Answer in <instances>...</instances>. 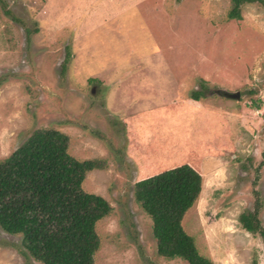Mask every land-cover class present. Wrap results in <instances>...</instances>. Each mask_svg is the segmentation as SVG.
Returning a JSON list of instances; mask_svg holds the SVG:
<instances>
[{
	"label": "rangeland",
	"instance_id": "rangeland-1",
	"mask_svg": "<svg viewBox=\"0 0 264 264\" xmlns=\"http://www.w3.org/2000/svg\"><path fill=\"white\" fill-rule=\"evenodd\" d=\"M231 7L0 0V161L34 131L55 130L72 158L103 164L81 186L111 208L94 227L93 264H186L157 256L133 197L136 182L182 166L202 180L181 221L198 254L212 264H264V239L238 222L255 189L264 230V7L243 4L241 19L229 20ZM201 86L204 98L191 100ZM0 264L40 263L20 235L0 229Z\"/></svg>",
	"mask_w": 264,
	"mask_h": 264
},
{
	"label": "trees",
	"instance_id": "trees-1",
	"mask_svg": "<svg viewBox=\"0 0 264 264\" xmlns=\"http://www.w3.org/2000/svg\"><path fill=\"white\" fill-rule=\"evenodd\" d=\"M230 2L229 20L241 19L243 4L264 7V0ZM4 13L11 16L9 11ZM30 33L26 31L27 38ZM69 55L66 51L63 69ZM205 91L201 86L190 93V99L199 101ZM67 148L64 134L37 130L0 161V229L8 235H20L27 255L40 264H93L99 246L95 224L111 211L103 198L81 187L85 174L102 169L103 164L77 161ZM201 183L199 173L182 166L134 184V200L151 221L157 256L186 264H212L198 254L193 239L181 226L184 214L198 199ZM252 194L254 207L242 213L238 222L244 231L264 239L257 217L258 193L254 189Z\"/></svg>",
	"mask_w": 264,
	"mask_h": 264
},
{
	"label": "water",
	"instance_id": "water-1",
	"mask_svg": "<svg viewBox=\"0 0 264 264\" xmlns=\"http://www.w3.org/2000/svg\"><path fill=\"white\" fill-rule=\"evenodd\" d=\"M223 96L228 99H238L239 97L238 93H234V94L223 93Z\"/></svg>",
	"mask_w": 264,
	"mask_h": 264
}]
</instances>
